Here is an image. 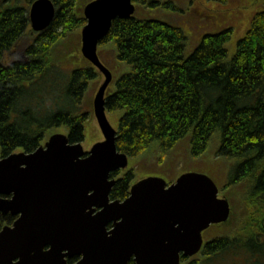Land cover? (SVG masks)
Here are the masks:
<instances>
[{
  "label": "trees",
  "instance_id": "trees-1",
  "mask_svg": "<svg viewBox=\"0 0 264 264\" xmlns=\"http://www.w3.org/2000/svg\"><path fill=\"white\" fill-rule=\"evenodd\" d=\"M33 1L0 0V158L32 152L54 131L70 143L97 137L91 93L102 75L80 52L83 7L92 0H51L55 15L41 32L30 28ZM132 1L134 14L115 18L97 49L112 73L105 109L117 117V150L137 158L157 142L163 156L185 142L195 160L216 143L215 155L229 163L230 191L222 192L233 209L207 230L199 255L181 264H264V7L228 57L231 27L203 34L187 53L173 21L181 0ZM20 44L25 58L3 64ZM110 177V198H126L133 168ZM14 219L0 213V230Z\"/></svg>",
  "mask_w": 264,
  "mask_h": 264
},
{
  "label": "water",
  "instance_id": "water-1",
  "mask_svg": "<svg viewBox=\"0 0 264 264\" xmlns=\"http://www.w3.org/2000/svg\"><path fill=\"white\" fill-rule=\"evenodd\" d=\"M134 12L132 0H92L83 7L80 52L104 76L93 97L103 139L85 151L56 131L32 152L0 158V213L15 216L0 230V264H180L181 256L199 252L210 225L229 219L228 199L203 172H182L169 184L145 176L125 199L109 197L116 181L110 173L129 167V159L117 150L105 113L112 75L97 46L115 18ZM28 15L31 29L41 32L55 6L34 0Z\"/></svg>",
  "mask_w": 264,
  "mask_h": 264
},
{
  "label": "rangeland",
  "instance_id": "rangeland-1",
  "mask_svg": "<svg viewBox=\"0 0 264 264\" xmlns=\"http://www.w3.org/2000/svg\"><path fill=\"white\" fill-rule=\"evenodd\" d=\"M181 1L178 5L182 8V11L174 15L173 21L182 28L186 36L187 53L198 44L203 34L231 27L233 31L231 39L227 43V48L229 49L228 57H231L234 53L237 40L249 28L250 20L255 11H257L256 9H262L264 7V0H228L224 4H217L206 0ZM23 58V46L20 44L15 50H8L5 53L2 63L7 64L13 59L23 60ZM116 118L114 115L112 119L110 118V123L114 127H116ZM90 123L92 124L91 130L98 134V126L94 117L90 119ZM100 139V136H98L95 141ZM90 145L91 143L86 145L83 142L84 149H88ZM215 149L216 143L212 142L205 154L193 160L187 154L185 142H182L179 147L163 156H161L162 153L158 147V143L153 142L149 150H145L137 158H129V168H133L136 179L149 175H159L169 180L163 174L166 173L173 178L183 170L198 171L206 174L209 172L221 190L229 193L230 186H226L225 181L229 163L223 158L217 157L215 155ZM160 157H164L162 163L157 161ZM210 233L207 232L208 235L206 236L212 235ZM238 262L236 264H239Z\"/></svg>",
  "mask_w": 264,
  "mask_h": 264
},
{
  "label": "flooded vegetation",
  "instance_id": "flooded-vegetation-1",
  "mask_svg": "<svg viewBox=\"0 0 264 264\" xmlns=\"http://www.w3.org/2000/svg\"><path fill=\"white\" fill-rule=\"evenodd\" d=\"M169 178H171V179H174V177L172 178V176H170ZM199 253V252H198ZM195 254V255H193L192 257H184V258H194L195 256H198L199 254Z\"/></svg>",
  "mask_w": 264,
  "mask_h": 264
}]
</instances>
